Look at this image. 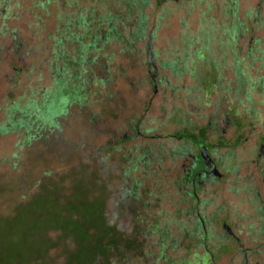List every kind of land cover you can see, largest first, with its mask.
<instances>
[{
  "label": "rangeland",
  "instance_id": "1",
  "mask_svg": "<svg viewBox=\"0 0 264 264\" xmlns=\"http://www.w3.org/2000/svg\"><path fill=\"white\" fill-rule=\"evenodd\" d=\"M123 1L0 0V264H264V0Z\"/></svg>",
  "mask_w": 264,
  "mask_h": 264
},
{
  "label": "trees",
  "instance_id": "2",
  "mask_svg": "<svg viewBox=\"0 0 264 264\" xmlns=\"http://www.w3.org/2000/svg\"><path fill=\"white\" fill-rule=\"evenodd\" d=\"M142 3V1L141 0H126L125 2L123 1V4H124V7H125V10L127 11V13L126 14H130V12H133V11H135V9L138 7V5H140ZM124 14H122L121 13V11H119L117 14H112V15H110L109 17H107L108 19H106V21L108 22V24H109V26H108V32H107V34L105 35V36H107V38L106 39H104L105 40V42L106 41H108V40H110L111 38H112V36L114 35V36H116L117 34H118V27L116 26V24H117V22H119L120 24H122V25H124L125 27H127V26H129V25H127V24H125L124 23V21H125V18H124ZM80 19H79V26L80 27H89V28H92V24L94 23V21L93 20H91V18L90 17H83V16H80L79 17ZM104 24V23H103ZM103 24H100V26H102ZM82 25V26H81ZM142 25V26H141ZM146 25V21H145V17H143V15H141L140 16V23H139V26H140V29L139 30H137V33H139V31L140 30H143L144 29V26ZM70 26V25H69ZM69 29V28H68ZM141 32V31H140ZM115 33V34H114ZM92 34V33H91ZM88 35L89 34H86V33H82V34H75V35H72L73 37H74V40H75V42L77 41V42H79L80 44H82V46H83V48H84V46H85V44H84V40L85 39H87L88 38ZM138 35V34H137ZM90 40H95V41H97L96 43L97 44H99V42L102 40V36L101 35H98V36H95L94 34H92L91 36H90V38H89ZM90 44V43H89ZM88 44V45H89ZM83 48H82V50H83ZM205 133L207 134L208 132L207 131H205ZM204 133V135L201 133V134H199L200 135V137H203V136H206L207 137V135ZM199 221H200V223H201V228H202V231H203V233H205V231L203 230V226H204V221L202 220V219H199ZM113 229H115V228H112V227H109L108 228V232L110 233V231L112 230L113 231ZM112 231H111V234H112ZM114 233H116V234H118V231L115 229V231L113 232V234ZM115 235V234H114ZM118 237H120V238H115L113 241H109L108 240V242H109V244L111 245H115V249H116V251L118 250V248H120V246H118V244H119V240H121V241H126L123 237H122V235L120 234H118ZM206 236L205 235H203L202 236V240L204 241V240H206ZM119 239V240H118ZM123 239V240H122ZM118 240V241H117ZM127 242V241H126ZM133 243L132 241H128L127 242V244L129 245V244H131V243ZM114 256V255H113ZM212 261L211 260H209L208 261V264H210Z\"/></svg>",
  "mask_w": 264,
  "mask_h": 264
},
{
  "label": "flooded vegetation",
  "instance_id": "3",
  "mask_svg": "<svg viewBox=\"0 0 264 264\" xmlns=\"http://www.w3.org/2000/svg\"><path fill=\"white\" fill-rule=\"evenodd\" d=\"M262 149L264 148V144L261 146ZM263 151V150H262ZM208 155L212 156L211 149L208 150ZM212 158V157H211ZM210 166L204 162V159H202L201 155L198 154V156L195 157V161L193 166L190 168L186 175V180L190 182L191 185H193V192L192 197L196 195V187H199V189L203 188L204 184L209 179H216L218 177V168L219 164L212 158V161H209ZM216 165V171L212 173H208L211 168ZM195 168V169H193ZM199 172H203L202 176H199Z\"/></svg>",
  "mask_w": 264,
  "mask_h": 264
},
{
  "label": "water",
  "instance_id": "4",
  "mask_svg": "<svg viewBox=\"0 0 264 264\" xmlns=\"http://www.w3.org/2000/svg\"><path fill=\"white\" fill-rule=\"evenodd\" d=\"M203 150H202V157H203V159H205L206 160V162L208 163V165L210 166V163H209V161H212V158L208 155V149L207 148H205V147H203L202 148ZM216 165L214 164V166L211 168V170L208 172V173H212V172H215L216 171ZM202 173L203 172H199V176H202ZM219 175V174H218Z\"/></svg>",
  "mask_w": 264,
  "mask_h": 264
}]
</instances>
